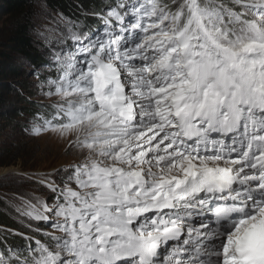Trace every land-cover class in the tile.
I'll return each instance as SVG.
<instances>
[{"label":"snow or ice","instance_id":"6c2138e0","mask_svg":"<svg viewBox=\"0 0 264 264\" xmlns=\"http://www.w3.org/2000/svg\"><path fill=\"white\" fill-rule=\"evenodd\" d=\"M95 15L41 33L24 131L73 160L19 197L32 234L6 230L0 264H264V0Z\"/></svg>","mask_w":264,"mask_h":264},{"label":"rangeland","instance_id":"374dc122","mask_svg":"<svg viewBox=\"0 0 264 264\" xmlns=\"http://www.w3.org/2000/svg\"><path fill=\"white\" fill-rule=\"evenodd\" d=\"M65 20L71 19L60 12L52 11L43 1L37 2L34 33L40 42L39 52L43 58H47V48L44 46L45 41L41 33L47 35L49 30L58 25L62 28ZM76 22L82 26L80 22ZM14 61L19 67H22V75L12 80L13 90L9 95L8 107L12 109L24 107L25 109L19 114L14 112L12 118L3 119L1 123L3 130L0 133V164L4 163L0 166V195L5 201L8 214L17 224V228L8 227L7 229L30 235L32 232L27 218L21 217L16 211L15 206L21 204L19 197L23 196L25 200L34 197L48 200L52 194L38 182L37 177L54 173L55 170L66 166L73 160V156L66 154L64 146L59 144L53 136L44 134L34 137L24 131L26 117L31 116L35 111L32 103H40V92L34 86L36 79L29 70L34 63L18 57H15ZM42 63L44 62L40 64ZM45 72L46 70L41 69L42 76ZM22 81H25L24 85L21 84ZM28 109H32V111ZM33 202L35 201L33 200ZM34 227L35 222H33ZM0 228H2L0 235L3 237L7 229L1 225ZM37 238L40 236L37 235ZM8 242L19 244L23 241L19 236L8 234Z\"/></svg>","mask_w":264,"mask_h":264},{"label":"trees","instance_id":"16d2710c","mask_svg":"<svg viewBox=\"0 0 264 264\" xmlns=\"http://www.w3.org/2000/svg\"><path fill=\"white\" fill-rule=\"evenodd\" d=\"M38 1H43L52 11L60 12L65 17L80 22L82 26L93 29L100 23L95 13L101 12L103 6L109 2V0H0V133L3 130L1 125L3 119H10L14 112L19 114L25 109L8 107L9 95L13 90L12 80L22 75V67L16 64L15 57L34 64L47 60L39 52L40 42L34 33V17ZM24 82L22 81L21 84L24 85ZM37 104L39 103L34 102L32 106L35 107ZM28 110L32 111V109ZM0 225L6 229L17 228V224L6 210L1 195Z\"/></svg>","mask_w":264,"mask_h":264}]
</instances>
